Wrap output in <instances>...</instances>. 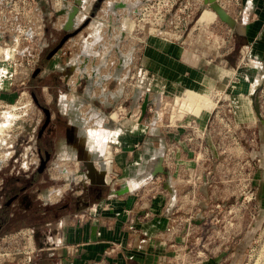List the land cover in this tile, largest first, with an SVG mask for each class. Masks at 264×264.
<instances>
[{
  "label": "crops",
  "instance_id": "crops-1",
  "mask_svg": "<svg viewBox=\"0 0 264 264\" xmlns=\"http://www.w3.org/2000/svg\"><path fill=\"white\" fill-rule=\"evenodd\" d=\"M140 1L63 0L53 7L49 0L50 5H45L47 0H36L34 5L43 21L55 30L65 19L64 13H56L61 6L77 5L73 27L88 19L64 41L44 72L55 69L60 78L54 91L56 101L62 99L58 110L73 125V136L78 139L74 159L86 153L94 166L92 180L103 179L102 183L94 182L98 194L87 204L62 210L54 220L47 214L38 216V222L30 226L40 232L36 252L27 257L36 259L37 264H159L164 259L174 260V264H202V247L206 248L202 199L204 212L212 210L213 190L219 192L218 187L224 184L220 182L213 190L212 185L202 188V175H207L202 173L201 153L178 154L183 144L175 142L179 141L174 138L176 127L157 122L156 108L145 118H138V111L125 119L120 113L112 118L110 113L119 102L104 111L117 97L125 99L130 94L139 99L140 113L146 114L149 104L164 95L185 88L196 90L202 81L216 75L210 65L214 73L217 66L202 54L201 39L195 41L190 35L182 40L141 36L136 30L132 36L124 35V18L136 11ZM240 3L232 44L239 47L249 43L254 48L264 39V0ZM47 28L44 25L45 31ZM61 53L67 55L60 59ZM130 80L140 88L137 94L132 95L122 85ZM68 96L76 99L75 107H71L75 111L70 112ZM204 126L202 123V130ZM191 172L200 178L197 190L188 187ZM186 175L189 177L184 179ZM75 177L77 181L79 175ZM196 192L198 201L193 199ZM213 250L205 259L216 264L212 258L222 250Z\"/></svg>",
  "mask_w": 264,
  "mask_h": 264
},
{
  "label": "rangeland",
  "instance_id": "rangeland-1",
  "mask_svg": "<svg viewBox=\"0 0 264 264\" xmlns=\"http://www.w3.org/2000/svg\"><path fill=\"white\" fill-rule=\"evenodd\" d=\"M143 1L136 6L135 12L139 11ZM34 2L29 9H20L18 0H0V170L9 169L11 175L20 178L25 171H30L32 184L27 186L25 194L30 199V207L41 209L55 206L60 196L77 184L75 175L71 173L73 168L80 167V162L59 144L55 146L45 170L40 175L33 174L37 162L33 137L41 112L31 100L28 89H36L41 100L48 101L51 107L59 109L62 100L57 98L56 104L55 97L51 98L48 94L60 84L59 77L45 82L44 72L41 71L35 81L29 80L30 68L34 62H41L43 34L49 44L56 32L43 21L34 7L36 0ZM215 2L234 19L233 28L219 20L202 0H182L181 4L177 2L166 12L157 31L147 33L145 23L138 33L170 39L176 36L174 39L177 40L189 35L193 40L201 39L202 54L211 58V64L217 66L216 73L212 65L210 69L213 72L208 69L209 74H216L213 79H205L202 87L196 90L185 88L164 95L149 104L150 110L146 114L140 113L136 103L139 99L130 94L125 99L117 97L113 105L106 106L104 111L108 112L119 102L118 108L110 113L112 118L120 113L125 119L129 113L133 112L132 117L137 111L138 118H145L156 108L157 122L168 124L170 128L176 127L174 138L179 141L175 142L183 144L178 147V154L193 156L201 153L202 173L207 175V178L202 175V188L212 185L213 190L220 186V182L224 184L218 187L221 188L219 192L213 190L212 210L204 212L202 199V240L206 237V248L202 247L205 252L202 264H212L205 257L213 253L215 247L222 250V253L218 252L221 254L212 258L216 264H264V39L259 40L254 48L249 43L235 47L231 38L232 29L238 25L242 7L240 0ZM47 3L45 5H50L48 0ZM178 6L180 9L176 10ZM135 12L124 18L122 26L127 32H123L124 35L134 34ZM30 15L26 30L28 35L22 39L19 28L24 18ZM244 19L247 20V16ZM128 21H132L129 30ZM37 22L41 24L39 38H35L33 33ZM44 25L48 27L45 32ZM63 55L67 53H61L59 58L62 59ZM223 71L229 72L225 78L219 75ZM122 85L131 94L140 90L131 80L126 85L122 82ZM66 100L70 112L75 111L71 107H75L76 99L68 96ZM202 123H205L203 130ZM97 145L99 147L100 144ZM12 147L16 152L11 159ZM184 173L187 174L186 171ZM191 173L192 182H188V187L197 190L200 178L198 173ZM165 182H169V178ZM193 199L198 201L197 192L193 194ZM216 202L218 206L214 205ZM38 229L23 226L6 235L1 234L0 264H37L36 259L27 257L36 252L40 237ZM159 264H174V260L164 259Z\"/></svg>",
  "mask_w": 264,
  "mask_h": 264
},
{
  "label": "flooded vegetation",
  "instance_id": "flooded-vegetation-1",
  "mask_svg": "<svg viewBox=\"0 0 264 264\" xmlns=\"http://www.w3.org/2000/svg\"><path fill=\"white\" fill-rule=\"evenodd\" d=\"M68 32L69 30H64L62 27L59 30H56L52 39L53 41L49 44L45 41V36L43 34L44 43L41 48V50H43L41 54V62L38 64L34 62L33 67L30 68L28 74L30 81H35V77L41 74V71L44 72V67H46L50 59L61 49L64 41L68 37L74 35H69L61 41L62 37ZM43 74L45 76V82H48L46 80L54 81L58 79V73H55V69H51ZM27 86L29 87V84H27ZM34 86L35 85H33V87ZM28 91L31 100L37 105L41 112V117L39 118V123L33 137V142L37 150V162L33 174L37 176L47 167V164L53 155L55 146L62 144L68 149L71 156H76L78 139L76 138L77 136H73V125L65 120V117L59 112L57 106L51 107V105L48 104V101L41 100L36 89L30 88ZM51 93L48 94L51 98L55 97V103L57 104L56 92L52 91ZM15 152L16 151L12 147L10 151V154H12L11 159L14 157L13 154ZM80 170H83L81 163L80 167L72 169L71 174L77 176L79 175L78 172ZM75 183L77 184L72 188L70 187L69 192L60 196L59 203L55 206L41 208L42 211L39 212V209H33L30 207V199L25 194L27 186L32 184L30 180V171H25L20 178V176L11 175L9 169L0 170V235H6L5 233H9L10 231L23 226H32L36 224L35 222H38V216L43 217L45 214H47L49 219L54 220L59 214L58 212L62 210L72 211L77 208L78 205L83 206L87 204L93 195L98 194V190L94 186V183H84L79 179ZM76 190H79V194H74V191Z\"/></svg>",
  "mask_w": 264,
  "mask_h": 264
},
{
  "label": "built area",
  "instance_id": "built-area-1",
  "mask_svg": "<svg viewBox=\"0 0 264 264\" xmlns=\"http://www.w3.org/2000/svg\"><path fill=\"white\" fill-rule=\"evenodd\" d=\"M18 1L21 4L20 9H24V8L29 9L31 4L34 2V0H18ZM49 1L53 7H58L62 2V0H49ZM181 1L182 0H144L141 4L139 11L135 12L136 15L133 18L135 19L134 30L136 31L142 30V26H144V24L146 23L145 29L147 33L157 31L160 28V24L164 19L166 12L172 9V7H174V5L177 2L181 4ZM182 6H184V4H182ZM175 9L179 10L180 8L178 6ZM30 20H31V15L25 17L23 23H21V28H19V31L22 35L21 36L22 39L26 38L28 35L26 33V30ZM40 32H41V24L37 22L33 29L35 38L40 37ZM175 37L176 36H173V39ZM248 194L250 197L251 192H249ZM214 205L218 206L219 203L216 202Z\"/></svg>",
  "mask_w": 264,
  "mask_h": 264
},
{
  "label": "water",
  "instance_id": "water-1",
  "mask_svg": "<svg viewBox=\"0 0 264 264\" xmlns=\"http://www.w3.org/2000/svg\"><path fill=\"white\" fill-rule=\"evenodd\" d=\"M63 1V0H62ZM62 3V2H61ZM203 4H208L209 7L215 12L216 16L218 17L219 20L223 21L224 23H226L229 27H233L234 24V19L232 17H230L216 2L215 0H202ZM77 5L76 4H72L70 5V7H66V6H61L56 13H64L65 14V19L62 23V29L64 30H69L68 33H66L61 41H63L66 37H68L69 35L75 34L77 31H79V29H81L83 26L86 25L88 19L85 18L78 26L73 27V17L77 12ZM141 110H143L141 108ZM256 111V109H255ZM76 161L80 162L83 170H80L78 172L79 176V180L82 182H89V183H102L103 179L102 177L99 178V180H92L91 178V173L94 169L93 166V162L92 160L88 157V155L86 153H82L80 156L76 157Z\"/></svg>",
  "mask_w": 264,
  "mask_h": 264
},
{
  "label": "bare ground",
  "instance_id": "bare-ground-1",
  "mask_svg": "<svg viewBox=\"0 0 264 264\" xmlns=\"http://www.w3.org/2000/svg\"><path fill=\"white\" fill-rule=\"evenodd\" d=\"M127 27H128V30L132 28V21H128L127 22ZM219 75L225 78L227 75H229V72L228 71H223L222 73H219Z\"/></svg>",
  "mask_w": 264,
  "mask_h": 264
},
{
  "label": "trees",
  "instance_id": "trees-1",
  "mask_svg": "<svg viewBox=\"0 0 264 264\" xmlns=\"http://www.w3.org/2000/svg\"><path fill=\"white\" fill-rule=\"evenodd\" d=\"M235 47H237V45Z\"/></svg>",
  "mask_w": 264,
  "mask_h": 264
}]
</instances>
